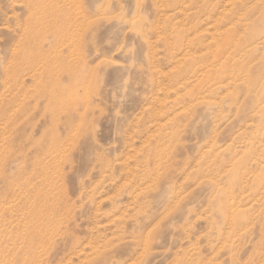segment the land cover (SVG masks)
<instances>
[{"label":"rangeland","instance_id":"374dc122","mask_svg":"<svg viewBox=\"0 0 264 264\" xmlns=\"http://www.w3.org/2000/svg\"><path fill=\"white\" fill-rule=\"evenodd\" d=\"M0 264H264V0H0Z\"/></svg>","mask_w":264,"mask_h":264}]
</instances>
